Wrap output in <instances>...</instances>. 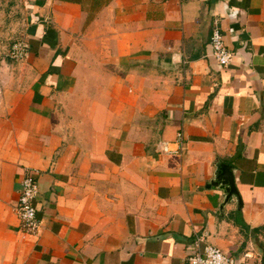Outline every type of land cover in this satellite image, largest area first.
Returning a JSON list of instances; mask_svg holds the SVG:
<instances>
[{
	"label": "crops",
	"instance_id": "1",
	"mask_svg": "<svg viewBox=\"0 0 264 264\" xmlns=\"http://www.w3.org/2000/svg\"><path fill=\"white\" fill-rule=\"evenodd\" d=\"M0 28L30 46L0 56V264H188L205 233L264 264V0H0ZM221 163L241 209L206 187Z\"/></svg>",
	"mask_w": 264,
	"mask_h": 264
},
{
	"label": "built area",
	"instance_id": "2",
	"mask_svg": "<svg viewBox=\"0 0 264 264\" xmlns=\"http://www.w3.org/2000/svg\"><path fill=\"white\" fill-rule=\"evenodd\" d=\"M210 46L212 48V56L223 67L231 64L234 53L227 47L225 37L219 29H215L211 39ZM30 46L27 41H18L10 49L9 58L15 62H21L28 58ZM184 145L183 133L177 135L176 142H161L157 146V152L162 154H178L182 151ZM176 146V148H173ZM39 194V181L36 174L26 176L21 182V194L18 206V215L23 230L29 234H36L40 228L37 218V210L34 202ZM207 233L199 237L195 241V251L189 254L188 264H248L245 261H238L233 257L226 255L219 248L204 244V238ZM245 259L249 255L244 256Z\"/></svg>",
	"mask_w": 264,
	"mask_h": 264
},
{
	"label": "water",
	"instance_id": "3",
	"mask_svg": "<svg viewBox=\"0 0 264 264\" xmlns=\"http://www.w3.org/2000/svg\"><path fill=\"white\" fill-rule=\"evenodd\" d=\"M206 187L207 189H219L223 192L225 200L221 209L233 202H237L239 209L243 206L231 166L224 163L219 164L216 167L214 179Z\"/></svg>",
	"mask_w": 264,
	"mask_h": 264
},
{
	"label": "rangeland",
	"instance_id": "4",
	"mask_svg": "<svg viewBox=\"0 0 264 264\" xmlns=\"http://www.w3.org/2000/svg\"><path fill=\"white\" fill-rule=\"evenodd\" d=\"M11 47L12 46H10V44H8V43L5 44V43L0 42V56L4 57L6 59V61L9 62V63L15 62V61H13L12 59L9 58V52H10Z\"/></svg>",
	"mask_w": 264,
	"mask_h": 264
}]
</instances>
